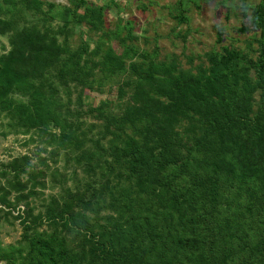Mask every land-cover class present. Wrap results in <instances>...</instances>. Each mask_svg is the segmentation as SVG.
<instances>
[{"label": "trees", "instance_id": "obj_1", "mask_svg": "<svg viewBox=\"0 0 264 264\" xmlns=\"http://www.w3.org/2000/svg\"><path fill=\"white\" fill-rule=\"evenodd\" d=\"M79 2L58 10H68L69 14V10H101L103 5L91 0ZM40 4L37 2L31 10H38ZM261 8L262 4L251 12L252 23L258 28L255 58L224 48L223 52L207 57L206 68L180 70L174 75L168 70L160 72L148 62L144 74L136 81L148 80L153 88L157 77L170 80L160 94L163 101L157 99L159 95L150 100L143 91H140L142 100L136 94V102L131 101L135 97L132 93L118 113L105 110L102 104L70 108L69 97L63 100L55 89V78L65 85L61 77L65 74L82 85L87 83L89 75L79 61L82 48L61 59V46L46 32L28 28L12 35L9 50L0 53V112L24 130L49 131L50 140L56 145L53 153L63 151L66 160L74 165L71 174L76 175L77 169L86 179L83 187L65 188L59 194L60 201L53 200L54 208L46 211L55 230L35 231L27 237L29 251L24 264H143L144 256L139 255L141 263L133 259L136 254L130 246L122 245L120 234L115 237L112 230L108 231L109 241L96 242L87 250L80 242V238L87 239L85 232L91 231L87 229L90 223L87 211L111 185V173L116 168L123 169L127 178H133L136 192L144 194L147 200L164 198L160 216L174 220L169 243L183 253L184 261L180 264H264V18L261 16L264 10ZM6 27L0 21V34L7 31ZM216 41H220L219 34ZM56 65L53 74L47 77ZM249 71L253 72L260 92L254 108L242 90L240 96L231 90L243 85L238 80ZM228 88L231 89L227 91ZM87 117L95 122H89ZM184 119L195 128L191 142L182 140L172 127L166 126L167 122L174 125ZM126 124L136 127L140 139L128 136ZM166 147L170 156L162 155ZM200 150L204 154L198 157ZM25 158L10 163L13 179L10 185L16 193L23 188L17 178L24 171ZM174 166L182 167L180 174L174 170L172 174L178 175L170 178L164 175ZM107 195L112 196L110 187ZM26 197L18 195L16 201ZM3 257L0 255V260Z\"/></svg>", "mask_w": 264, "mask_h": 264}, {"label": "rangeland", "instance_id": "obj_2", "mask_svg": "<svg viewBox=\"0 0 264 264\" xmlns=\"http://www.w3.org/2000/svg\"><path fill=\"white\" fill-rule=\"evenodd\" d=\"M37 2H41L40 8L31 10ZM76 2L81 4L79 0H0V21L7 26V31L0 34V53L9 50V40L17 30L28 28L50 35L63 50L61 59L71 51L83 49L79 61L86 68L89 82L82 85L69 74L61 76L65 85L57 78L53 82L63 100L69 97L70 108L102 104L105 110L118 113L130 94H135L131 101L136 102V94L142 100L140 91L146 92L150 100L159 95L157 99L163 101L160 94L170 80L157 77L153 88L148 80L136 81L144 74L148 62L156 70H168L174 75L180 70L206 68L207 57L223 52L224 48L237 50L249 58L257 55L258 28L252 23L251 12L260 4L263 6L260 10H264V0H114L101 2V10H69V14L68 10H58ZM261 16L264 18V11ZM56 67L46 76H51ZM253 77L249 71L238 80L243 82L242 86L227 89L238 96L242 90L252 108L256 107L260 93ZM86 119L95 122L90 117ZM186 122L185 119L174 125L167 122L166 126L172 127L182 140L191 142L195 128ZM124 128L128 136L140 139L136 127L126 124ZM50 138L49 131L24 130L0 112V255H4L0 264H24L29 251L27 237L35 231L55 230L46 211L54 208L53 200L60 201L63 189L83 187L86 180L77 169L76 175L71 174L72 161H67L61 150L53 153L56 145ZM184 149L180 150L182 154ZM167 153L166 147L162 155L170 156ZM203 154L200 150L197 156ZM22 156L26 157L25 167L17 180L23 188L16 193L10 185L13 180L10 163ZM181 168H169L164 175L176 176L172 173L180 174ZM123 172L116 168L111 173L112 196L107 195L108 187L87 211L90 222L87 229L91 231L85 232L86 240L80 238L85 250L96 242L109 241L108 231L112 230L115 237L120 234V243L130 246L136 254L133 259L140 263L141 254L145 258L143 264L182 263L183 253L169 243L174 220L160 216L164 198L147 200L144 194L136 192L133 178H127ZM17 194L27 197L16 201ZM101 232L105 234L101 236Z\"/></svg>", "mask_w": 264, "mask_h": 264}, {"label": "crops", "instance_id": "obj_3", "mask_svg": "<svg viewBox=\"0 0 264 264\" xmlns=\"http://www.w3.org/2000/svg\"><path fill=\"white\" fill-rule=\"evenodd\" d=\"M91 1H92V2H95L94 0H91ZM96 1H97V0H96ZM98 2H100V3H101V2H104V1H98Z\"/></svg>", "mask_w": 264, "mask_h": 264}, {"label": "built area", "instance_id": "obj_4", "mask_svg": "<svg viewBox=\"0 0 264 264\" xmlns=\"http://www.w3.org/2000/svg\"><path fill=\"white\" fill-rule=\"evenodd\" d=\"M97 1H109V0H97Z\"/></svg>", "mask_w": 264, "mask_h": 264}]
</instances>
